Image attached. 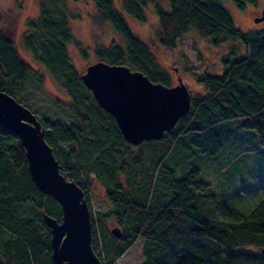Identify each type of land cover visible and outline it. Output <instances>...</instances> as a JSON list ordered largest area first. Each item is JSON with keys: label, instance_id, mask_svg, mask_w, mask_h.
Instances as JSON below:
<instances>
[{"label": "trees", "instance_id": "trees-1", "mask_svg": "<svg viewBox=\"0 0 264 264\" xmlns=\"http://www.w3.org/2000/svg\"><path fill=\"white\" fill-rule=\"evenodd\" d=\"M65 1L40 0L23 43L66 91L68 103L57 101L67 105L74 120L43 121L62 172L84 190L89 205L93 178L104 185L97 215L91 214L92 246L102 263L116 264L143 240L142 264H264V198L243 213L222 201L201 174L242 128L256 130L264 146V27L240 29L222 0H123L124 12L139 22L147 21L146 7L154 4L156 40L172 53L193 32L213 45L233 42L218 63L219 72L196 76L203 90L191 92L189 113L161 139L135 146L100 107L81 79L84 71L73 63L68 44L79 43ZM91 1L92 26L110 25L123 41L105 45L95 39L96 60L128 65L154 82L175 85L114 0ZM256 1L233 0L239 8ZM183 57L184 72L194 74L197 68ZM199 59L205 62L202 55ZM31 74V64L0 29V90L22 102L16 95ZM43 76L38 75L41 83ZM44 213L62 217L60 204L33 182L19 137L0 126V264H55ZM108 218L117 221L121 237L113 235V227L105 232ZM99 233L104 246L97 252Z\"/></svg>", "mask_w": 264, "mask_h": 264}, {"label": "rangeland", "instance_id": "rangeland-1", "mask_svg": "<svg viewBox=\"0 0 264 264\" xmlns=\"http://www.w3.org/2000/svg\"><path fill=\"white\" fill-rule=\"evenodd\" d=\"M66 14L75 39L79 43H69L68 49L73 63L80 72L85 71L87 65L97 61L93 53L94 40L108 45L117 40L122 43L121 37L110 26L94 28L90 15L94 11L91 0H66ZM116 7L121 10L131 23L135 33L143 37L152 47L160 64L166 68L173 77V84L178 83L182 77L191 92L203 90V86L196 81V76L205 70L219 72L221 70V57L229 51L232 41L220 45H213L207 37L199 36L193 32L186 36L175 52L165 50L156 40L158 16L153 3L146 7L148 19L146 22L135 21L124 12L123 0H114ZM231 12L235 25L244 31H256L264 27L263 21H256V17L264 12V0L255 3L247 2L244 8H239L233 0H222ZM40 10V0H0V29L7 32L18 47L21 56L32 66V74L26 80L21 91L16 95L27 104L40 118L59 119L65 123L74 120L70 109L62 102L68 103L66 91L45 66L33 58L23 43V35L28 29V21L37 18ZM86 49V55L81 49ZM197 69L195 73L184 72V57ZM205 60L199 59V56ZM219 63V64H218ZM42 83L38 75H42ZM137 146V145H135ZM135 150V149H134ZM206 166V167H205ZM201 169L203 178L208 180L211 189L216 192L222 201L248 213L264 198V146L260 134L249 128H242L224 146L219 154ZM104 185L93 178L90 184L91 214L97 215V202L104 199ZM119 225L114 218L105 222V232ZM143 240H137L120 258L116 264H142ZM102 235L98 234L97 252L103 250Z\"/></svg>", "mask_w": 264, "mask_h": 264}, {"label": "water", "instance_id": "water-1", "mask_svg": "<svg viewBox=\"0 0 264 264\" xmlns=\"http://www.w3.org/2000/svg\"><path fill=\"white\" fill-rule=\"evenodd\" d=\"M263 20L264 12L256 17V21ZM81 79L100 107L114 116L124 139L132 145L161 139L191 109L192 93L182 77L168 86L128 65L97 60L87 65ZM0 126L19 137L33 182L61 206V220L43 214L51 230L55 264H103L92 246L93 223L85 192L62 172L38 115L0 90ZM111 232L117 238L122 235L118 226Z\"/></svg>", "mask_w": 264, "mask_h": 264}]
</instances>
